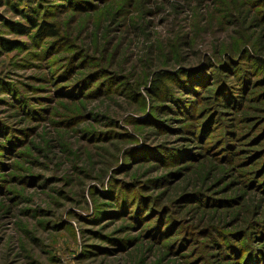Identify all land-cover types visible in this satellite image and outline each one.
<instances>
[{
	"label": "rangeland",
	"instance_id": "374dc122",
	"mask_svg": "<svg viewBox=\"0 0 264 264\" xmlns=\"http://www.w3.org/2000/svg\"><path fill=\"white\" fill-rule=\"evenodd\" d=\"M258 54L264 0H0V264H264Z\"/></svg>",
	"mask_w": 264,
	"mask_h": 264
},
{
	"label": "trees",
	"instance_id": "16d2710c",
	"mask_svg": "<svg viewBox=\"0 0 264 264\" xmlns=\"http://www.w3.org/2000/svg\"><path fill=\"white\" fill-rule=\"evenodd\" d=\"M33 12L34 11H29L28 13L31 14V18L27 17L29 23L31 24V28L36 29L37 31H35V34L33 35V37H37L40 38L41 36L45 35L47 38H55L58 37L60 35V32L58 31V29L55 28V24L52 22H47V21H42V22H38L36 21L35 17L33 16ZM28 13H25V16H28ZM27 26H25V24H17L14 23L13 24V28L15 30H17L18 32L21 33H25L27 31H31V30H26ZM3 46L8 49V50H13L14 48H17V46H13L12 45V41L10 40H6L3 39L2 40ZM256 58V60L258 61V64L260 65V67H264V56L263 55H255L254 56ZM210 73L209 70L206 69V71H203L202 73H198V74H193V78H191L190 80H187L186 82L184 81H180L178 83V86L180 88L179 91L181 92H185V93H190V94H196L198 95V93L201 91L202 93H209L213 96V98L220 100V106L222 107V112H225L223 110V108H230L233 107L234 104V96L233 93L228 90H225L223 93L218 94L215 93L213 94V83L210 82V85L207 84L206 82L209 80V76L208 74ZM207 74V75H206ZM173 80V76H171L169 71H159L157 72V77L155 78V80L153 81L152 84L149 85L148 89L149 91L152 92V94L154 95L155 98L159 99L160 101H166L169 98V94L171 95H175V93L173 92V88L171 86L168 85L169 81ZM232 88V86H230ZM140 88H133L131 86L128 87V90L131 91V95L134 96H138L137 95V90H139ZM139 94V92H138ZM240 98H238L239 100L243 99V96H238ZM173 98V97H172ZM245 98V97H244ZM174 99V98H173ZM171 99V100H173ZM187 101L192 102L188 96H186ZM200 99H202V97H200ZM245 100V99H244ZM243 100V101H244ZM175 101V99H174ZM180 104V102H179ZM175 108V107H172ZM178 109V106L174 109L176 110ZM177 129H179L180 127H176ZM210 204V203H209Z\"/></svg>",
	"mask_w": 264,
	"mask_h": 264
}]
</instances>
